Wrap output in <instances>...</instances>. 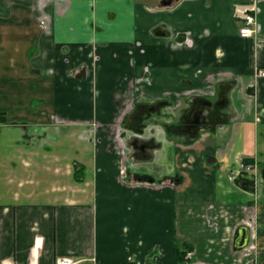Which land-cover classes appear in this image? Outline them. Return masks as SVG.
<instances>
[{"label": "crops", "instance_id": "obj_1", "mask_svg": "<svg viewBox=\"0 0 264 264\" xmlns=\"http://www.w3.org/2000/svg\"><path fill=\"white\" fill-rule=\"evenodd\" d=\"M151 7L0 0V263L264 264V0ZM250 12L257 32L241 37ZM134 41L144 53L128 52ZM93 46L101 58L90 77L70 74ZM146 62L150 78L139 81ZM222 81L223 126L186 145L172 133L148 157L124 151L135 102L167 99L177 113L190 89ZM240 159L261 184L238 172ZM140 162L154 170L139 172ZM242 227L248 239L236 247ZM176 247L186 258L176 261Z\"/></svg>", "mask_w": 264, "mask_h": 264}, {"label": "flooded vegetation", "instance_id": "obj_2", "mask_svg": "<svg viewBox=\"0 0 264 264\" xmlns=\"http://www.w3.org/2000/svg\"><path fill=\"white\" fill-rule=\"evenodd\" d=\"M181 0H155L154 5L162 7H169L175 3H178ZM140 4H142L143 8L148 9V4L145 0H138ZM149 10V9H148ZM155 11H158L156 8ZM163 24V23H161ZM160 26V25H158ZM162 26V25H161ZM160 27H156L154 29V36H163L166 35L163 31L159 29ZM162 28L168 29L165 24H163ZM172 29V28H171ZM169 33V31H167ZM187 33L185 32H176L174 36V41L177 43L178 47H182L184 45H188L189 39L187 38ZM136 43V44H135ZM137 49L139 53H144L145 50L140 44L139 41H134V45L129 48L128 52L133 54L134 50ZM91 53L89 55V61L81 62L80 66L77 69V74L80 76V73L83 72L85 78L90 77V72H92V67L96 66V62L101 58L98 53L95 52V47L91 49ZM66 61L70 62V53H65ZM150 63L146 62L143 66V75L139 77V81H144L150 78ZM70 71V74H72ZM89 76V77H88ZM148 77V78H147ZM152 82V79L149 80V84ZM199 88V89H190L187 94L188 99L182 104L183 107H180L175 113L176 120L173 125H166L167 131H171L175 135L176 138L183 141H189L195 139L200 131L202 130H210L211 128H219L224 125L227 119V107L229 105L228 92L231 87V82H220L215 83L214 86ZM151 102V103H149ZM175 106L176 103H172L167 99H155V100H140L134 103L133 109L130 112L129 116H133L137 114L138 118L143 119V116L150 117L155 115H160L163 112V109L171 108ZM140 113L143 114L140 116ZM170 121V120H169ZM168 121V122H169ZM172 122V121H171ZM166 124V122H163ZM140 125L135 126V123L129 122L128 125L124 126L129 130L134 131L136 134H143L146 127H141ZM140 128V130H136ZM130 144L134 151L141 157L149 156V149L156 147V142L152 139L141 140L139 141L136 137H133L130 141ZM256 171V170H255ZM251 174H248L249 177Z\"/></svg>", "mask_w": 264, "mask_h": 264}, {"label": "rangeland", "instance_id": "obj_3", "mask_svg": "<svg viewBox=\"0 0 264 264\" xmlns=\"http://www.w3.org/2000/svg\"><path fill=\"white\" fill-rule=\"evenodd\" d=\"M146 2H147V4H148V9L150 10V11H155V9L156 8H152L151 6H152V3L153 2H155V0H145ZM43 13V11H40V14H42ZM40 24L43 26V29H45L44 27H45V24H44V22L43 21H41L40 22ZM260 70H258L257 72H259ZM78 71H77V69H73V71H72V73L73 74H75V73H77ZM157 81L158 80H155L154 81V83L155 84H157ZM149 103H151V102H149ZM93 104H95V103H93ZM97 104V103H96ZM96 104L94 105V107H96ZM168 110H166V111H164L163 110V112L160 114V115H155V117H153V116H150L149 118L148 117H146V116H143L142 118L143 119H140V117L138 118V116H137V114H134L133 116H130L129 118H124L123 119V122H122V124H125V126L126 125H128L129 124V122L131 121V122H133V123H135V126H136V124L137 125H140V123L142 122V125H141V127H146L145 128V131H144V133L143 134H133V135H131V138H122L123 139V142H127V147H128V149L127 148H125L124 149V151H128V153H130V151L131 152H133L132 151V146H131V144H130V141H131V139L133 138V137H136L139 141H141V140H147V139H152V140H154L155 142L156 141H160V140H165V139H168L169 137H171L172 136V133H171V131H167V129H166V125H168L167 123H168V121L170 120V121H172L173 119H171V117H170V114L172 113V112H176V109L175 110H173L172 109V107L171 108H167ZM143 114H141L140 113V116H142ZM163 122H166V124H162ZM0 123H1V121H0ZM92 125H94V123H91ZM163 126L164 127V131H165V135L164 134H162V132H163V129L161 128V126ZM136 130H140V128H138V129H136ZM158 131V132H157ZM135 133V132H134ZM169 136V137H168ZM168 137V138H167ZM160 138H162V139H160ZM165 138V139H164ZM172 138V137H171ZM159 139V140H158ZM181 143H182V145H186V144H184L185 143V141L183 142V140H181ZM158 144L159 143H157L156 142V146H158ZM118 146L120 147V142L118 141ZM156 148L154 147V148H152V149H149V155H151L152 154V152L155 150ZM156 151V150H155ZM154 151V152H155ZM133 158H134V160H136L138 157H136L135 155H133ZM132 158V159H133ZM139 159V158H138ZM239 162H240V160H239ZM140 163H142V162H140ZM243 163H249V162H245L244 160H243ZM143 168L139 171V172H151L152 170H154V165L155 164H152L151 162H143L142 164H140ZM238 165V164H237ZM247 166V165H246ZM238 167V166H237ZM159 170L160 171H166L167 170V168H166V166H162V167H160L159 168ZM250 172H251V170H250ZM249 172V173H250ZM146 258H148V257H146Z\"/></svg>", "mask_w": 264, "mask_h": 264}, {"label": "built area", "instance_id": "obj_4", "mask_svg": "<svg viewBox=\"0 0 264 264\" xmlns=\"http://www.w3.org/2000/svg\"><path fill=\"white\" fill-rule=\"evenodd\" d=\"M256 19L253 13H248L244 16L242 25L239 28V34L242 37H252L256 34ZM261 75H264V71H259ZM247 165V166H246ZM251 170V172H250ZM255 170V166L251 163H243L242 160L238 163V172L252 173ZM0 264H15L12 260H4ZM56 264H73L72 260L68 257H59L56 259ZM254 264V263H251Z\"/></svg>", "mask_w": 264, "mask_h": 264}, {"label": "water", "instance_id": "obj_5", "mask_svg": "<svg viewBox=\"0 0 264 264\" xmlns=\"http://www.w3.org/2000/svg\"><path fill=\"white\" fill-rule=\"evenodd\" d=\"M262 177L264 179V168L262 169ZM248 239V231L246 227H242L238 232V238L236 239V247H243Z\"/></svg>", "mask_w": 264, "mask_h": 264}, {"label": "trees", "instance_id": "obj_6", "mask_svg": "<svg viewBox=\"0 0 264 264\" xmlns=\"http://www.w3.org/2000/svg\"><path fill=\"white\" fill-rule=\"evenodd\" d=\"M0 121L5 122V116L2 113H0ZM80 168H82V167H80ZM239 181L241 183H243L242 179H239ZM188 251H189V248H187V247H176L175 248L176 261L183 260L184 258H186L185 256H186Z\"/></svg>", "mask_w": 264, "mask_h": 264}]
</instances>
